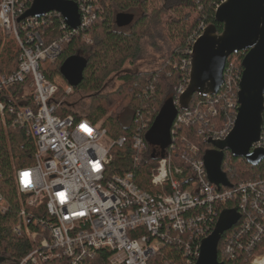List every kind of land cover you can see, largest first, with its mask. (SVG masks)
<instances>
[{
    "label": "built area",
    "instance_id": "obj_1",
    "mask_svg": "<svg viewBox=\"0 0 264 264\" xmlns=\"http://www.w3.org/2000/svg\"><path fill=\"white\" fill-rule=\"evenodd\" d=\"M32 1L0 0V32L12 35L19 49L16 69L10 74L0 73V91L23 85L20 98H30V103L23 106L15 105L19 95L11 97L9 104L0 101V117L5 125L4 116L11 115V125L25 130L35 144L33 164L14 173L22 204V222L14 231L33 244L18 264L54 259L79 264L100 249L110 252V264H157L151 259L162 247L171 245L182 249L185 264H195L201 240L213 231L228 202L234 203L239 218L232 225H237L234 232L223 242V258L236 261V254L242 252L240 264H264V177L235 184L227 177L231 186H216L208 180L203 156L194 143L178 147L192 172L187 182H180L184 180V168L173 165L171 157L159 159L151 174L150 190L139 187L130 172L109 173L110 148L123 145L124 137L111 139L104 127L83 115L59 114L62 100H56L55 94L61 85L46 79L40 67L43 61L59 57L69 36L87 30L103 13V5L100 0L74 1L80 24L72 29L56 11L18 21ZM53 12L62 18V33L45 43L38 27ZM200 34L192 38V44ZM82 40L92 42L87 35ZM186 84L176 89L177 98ZM71 91L72 86L67 84L63 95ZM218 94L207 96L202 109L179 111L176 123L195 124L196 134L204 135L208 117L217 113L218 100L214 97ZM225 101L228 107L235 108L234 121L237 93ZM231 127L211 138H224ZM144 146L143 138L135 133L132 147ZM255 147L264 149V117L260 140L252 149ZM141 158L134 155L136 161ZM223 166L228 169L222 161L226 173ZM26 215L35 217L34 229ZM158 264L173 263L160 260Z\"/></svg>",
    "mask_w": 264,
    "mask_h": 264
},
{
    "label": "trees",
    "instance_id": "obj_2",
    "mask_svg": "<svg viewBox=\"0 0 264 264\" xmlns=\"http://www.w3.org/2000/svg\"><path fill=\"white\" fill-rule=\"evenodd\" d=\"M100 1L104 8L103 13L92 25L87 30H78L69 36L58 58L53 61L45 60L40 65L46 79L54 81L57 77L65 81L59 68L66 58L77 55L87 60L82 81L72 87L75 93L82 96L71 102L64 100L58 113L83 115L104 127L111 139L124 137L123 145H113L110 148L109 173L130 172L139 187L150 190L151 174L159 159L171 157L173 165H182L184 168V180L180 182H187L192 172L180 157L182 153L178 147H184V143H194L199 147L202 157L206 150L212 148L206 140L231 127L235 108L228 107L225 99L238 91L241 61L245 52L239 51L227 58L224 83L219 94L214 97L218 100L215 104L217 113L208 117L204 135L196 134L195 124H177L175 120L170 128L169 144L163 148L160 145H151L146 140V134L165 105L169 101L177 102L176 89L187 82L188 50L191 48L192 38L210 23L215 25L218 32L222 31V24L215 21L214 12L223 0H162L161 6H156L153 0ZM105 2L109 3L108 9H105ZM115 10L117 12L114 13ZM118 12L132 13L133 21L127 26L117 27L115 14ZM166 12L177 14L171 18L172 24L176 26L175 31L166 28L162 18ZM61 23V16L53 12L38 27L45 43L61 35ZM84 35L92 40L90 45L82 40ZM11 36L0 32V73L3 74L12 73L17 67L19 49ZM145 39L156 52L154 67L147 70H123L126 63L132 64L141 59ZM110 75H117L121 83L115 91L105 92L104 87ZM23 91V85L3 89L0 91V101L9 104L12 103L11 97L19 95L15 105H28L30 98H20ZM58 94L60 91L55 95ZM83 97H88V101L82 100ZM205 100L206 97L194 94L190 110L202 109ZM4 122L5 125L0 117V257L4 258L0 264H18L32 249L33 244L27 237L14 231L22 222V204L16 192L14 173L17 169L33 164L35 144L25 130L11 125V115L4 116ZM135 133L143 138V149L132 147ZM228 152L224 151L223 157V163L228 169L224 166L223 169L231 183L256 176L264 177V161L257 166H252L245 160L234 162L227 157ZM135 154L141 155L140 161L134 160ZM234 206V203L228 202L221 210L232 209ZM25 219L34 229L32 222L35 217L26 215ZM236 226L224 231L218 241L217 259L224 264H240L243 257L242 252H238L236 261H225L221 253L225 238L234 232ZM109 255L107 249H100L79 264H110ZM160 260L185 264L186 258L182 249L171 245L162 247L151 259L157 264ZM40 264H66V259H54Z\"/></svg>",
    "mask_w": 264,
    "mask_h": 264
},
{
    "label": "water",
    "instance_id": "obj_3",
    "mask_svg": "<svg viewBox=\"0 0 264 264\" xmlns=\"http://www.w3.org/2000/svg\"><path fill=\"white\" fill-rule=\"evenodd\" d=\"M51 11L58 12L72 29L80 24L77 4L72 0H33L17 20L41 17ZM133 19L132 13L118 12L115 24L124 27ZM214 19L222 24V31L218 32L210 23L194 41L189 54L187 84L177 102L169 101L159 112L146 140L162 148L169 144L170 128L178 112L189 109L194 94L203 97L217 94L224 83L227 58L244 51L233 125L224 138H208L206 142L212 148L203 155L208 180L216 186H231L222 170L224 151H230L233 157H242L252 166L264 159L263 148L252 149L260 140L264 117V0H224L215 9ZM86 64L84 57L72 55L62 62L59 72L68 85L75 87L82 81ZM238 218L234 208L221 211L213 231L201 240L195 264H223L217 259L218 241ZM3 259L0 257V262Z\"/></svg>",
    "mask_w": 264,
    "mask_h": 264
},
{
    "label": "rangeland",
    "instance_id": "obj_4",
    "mask_svg": "<svg viewBox=\"0 0 264 264\" xmlns=\"http://www.w3.org/2000/svg\"><path fill=\"white\" fill-rule=\"evenodd\" d=\"M153 2L155 3L156 6H161V4H162V0H153ZM104 6H105V9H108L109 8V3L105 2ZM186 11L187 10L185 9V12ZM115 12H117V11L115 10L114 13ZM175 15L177 16L176 13H172V12H166V14L162 15V18L164 19V23L166 25V28L169 29V30H172V31L174 29H176L175 28L176 26L172 24V19H171L172 16H175ZM90 44H88V45H90ZM143 44H144V47H143L144 50H143V54L141 56V59H139L138 61H136L135 63H132V64L131 63H126L124 65L123 70H126V71L147 70V69H151L152 67H154V63H155L154 61L156 59V54H155L156 52L150 46V43L148 42L147 39H145L143 41ZM54 81L57 84L61 85V88H59V90H58V91H60V94H58V96L55 95L56 96V100H62V102L64 100L71 102V101H75L77 99H80V97L82 96V94L75 93L73 90L71 91V93H69L68 95L64 96L63 95V89L68 83L66 81L60 80V78H57V77L54 79ZM120 83H121V81L119 80L117 75H110L109 76V80L107 81V84L104 87V91L105 92H113V91H115L118 88ZM82 100L88 101V97H83ZM156 145H158V144H156ZM156 145H154V146H156ZM228 153H229V155H227V157L229 158V160H231V161L233 160L234 162H238L239 160H242V157H233L231 155L230 151ZM149 187H151V186L149 185Z\"/></svg>",
    "mask_w": 264,
    "mask_h": 264
},
{
    "label": "snow or ice",
    "instance_id": "obj_5",
    "mask_svg": "<svg viewBox=\"0 0 264 264\" xmlns=\"http://www.w3.org/2000/svg\"><path fill=\"white\" fill-rule=\"evenodd\" d=\"M82 127H85V126H82ZM85 130H86V131H90V130H89V129H87L86 127H85Z\"/></svg>",
    "mask_w": 264,
    "mask_h": 264
}]
</instances>
